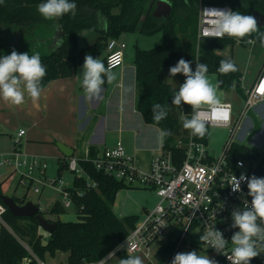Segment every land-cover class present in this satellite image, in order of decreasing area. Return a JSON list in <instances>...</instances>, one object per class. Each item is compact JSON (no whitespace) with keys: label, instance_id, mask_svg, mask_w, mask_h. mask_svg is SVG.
<instances>
[{"label":"trees","instance_id":"trees-1","mask_svg":"<svg viewBox=\"0 0 264 264\" xmlns=\"http://www.w3.org/2000/svg\"><path fill=\"white\" fill-rule=\"evenodd\" d=\"M43 2L45 0L0 2V57L11 54L13 49L18 53L28 52L29 55L39 53L47 70L41 82L42 90L51 81L75 73L81 53L77 45L78 35L85 27L101 30L99 18L105 19L107 23V28L102 30L103 41L121 38L128 33L141 32L151 35L162 31L164 39L159 45L151 49L136 48L134 64L136 79L142 86L137 109L147 123L171 131L170 136L163 138L166 147L173 144L178 131V120L168 109V99L178 88L163 81V68L172 64L180 54L189 52L194 68L199 61L208 65L207 74H217L220 89L231 91L236 88L243 93L242 72L236 63L238 71L228 74L217 71L222 59L234 61L219 54L217 49L235 42L244 43L248 38L261 44L256 33L240 40L228 36L199 38L198 14L201 3H204L229 5L232 11L245 15H253L254 11L264 15V0H170L172 14L169 18L157 17L152 11L147 12L151 0H71L77 5L75 15L69 13L53 20H47L39 14L37 6ZM59 27L63 30L62 40L58 42L59 46H52L53 37ZM259 31L264 33V27H260ZM185 40H189L190 50L186 49ZM98 44L93 47L95 51L92 49L93 57L102 47ZM155 103H160L168 110L167 117L158 124L153 120L151 113ZM186 107L191 108L189 105ZM207 127L208 133L205 137L201 139L195 136L197 140L208 141L209 126ZM239 158L251 165L258 177H264V149L259 151L234 142L229 160L234 162ZM81 164L98 186L89 187L85 178L75 176L74 186L68 187L67 190L77 214L86 217L87 222H63L60 216L66 213L67 209L62 201H56L48 210L47 216L40 211L49 221L58 224L48 239V245L42 243L41 227L35 216H15L3 203L2 196L6 195L4 188L9 176L0 183V204L7 208L2 215L3 221H0V264H22L25 258H28L26 264H39L37 258L45 261L47 254L55 255L57 250L68 252V264H89L108 255L134 229L138 216L131 215L120 219L113 210L118 192L133 187L96 170L90 160L81 161ZM67 166L68 158H65L58 168L60 176ZM13 198L20 205L26 203L25 199L16 196ZM175 245L176 242L173 241L163 246L157 253L158 261L165 262L173 253ZM127 257L126 254L121 255V258Z\"/></svg>","mask_w":264,"mask_h":264},{"label":"crops","instance_id":"crops-1","mask_svg":"<svg viewBox=\"0 0 264 264\" xmlns=\"http://www.w3.org/2000/svg\"><path fill=\"white\" fill-rule=\"evenodd\" d=\"M99 24L101 30L85 27L80 31L77 45L79 53H81L77 69L73 75L51 81L42 90L36 103H33L27 94H25V103L19 106L0 99V156L14 150L18 132L25 130V134L20 138L19 148L31 157L41 158L47 162L48 160H57L61 163L67 158L57 146V143H62L73 149L74 157L83 159L86 156L91 157L93 154L91 158H96L100 157L106 149L115 146L118 141H122L127 154L133 158L136 166L142 170H150L154 155L163 145V139L161 140L159 135L162 129L147 123L142 113L137 109V102L142 94V86L136 79L134 57L136 48H153L150 47L152 45L151 40L143 38L147 34L141 32L123 35L121 39L127 43L125 62L121 68L113 70L116 74L115 81L111 84L105 83L100 99H86L82 88V66L85 55H91L94 45L98 43V45H102L97 50L98 53L105 52L108 42V40H101L102 30L107 28L106 20L99 18ZM55 37L56 35L53 40H62L60 36L57 39ZM163 39L164 37L161 40L163 41ZM161 40L156 42L162 43ZM238 43L228 44L224 48L217 49V52L232 58L238 65L242 72L241 89L243 93L236 88L225 91L219 87L217 93L221 103L230 102L232 104L233 119L235 121L242 120L241 128L236 135L239 138H244L243 130L248 129V133L252 130L255 135L251 140L253 145L249 146L252 148L254 146L261 147L257 150L262 151L264 149V143L262 144L264 138V129H262L264 128V100L249 110V116L243 112L247 91L254 88L258 78L264 72V46L257 42L254 45L246 42ZM56 45L58 43H52V46ZM106 54L107 51L100 56L104 63ZM181 58L191 62V67L195 70L191 56L186 53L180 54L172 64L163 68L161 73L163 81L174 88H179V85L185 81V77L183 74L169 77V68L175 66ZM207 75L214 85L218 83L217 74L209 73ZM172 99V96L168 99V109L179 123L176 136H186L189 130L186 134L179 133L180 125L183 123L182 118L184 119L185 115L182 114L181 117L178 115L180 109L172 105ZM207 142L210 147H213V150H220L219 145L211 143L209 137ZM8 176L0 174V183ZM73 186L74 179L68 187ZM124 189L118 192L115 202L121 195L126 198L125 204L113 207L114 213L120 219L131 215L139 216L143 209L153 207L157 201L154 190L140 187ZM128 202L131 205H128ZM62 221L66 222L63 219ZM42 230L41 228V232ZM167 235L170 236L171 234ZM170 242L173 240L163 241L162 238L157 244V253ZM193 250L217 261L215 253L207 250L201 242L194 243L191 251ZM217 264L226 263L217 262Z\"/></svg>","mask_w":264,"mask_h":264},{"label":"built area","instance_id":"built-area-1","mask_svg":"<svg viewBox=\"0 0 264 264\" xmlns=\"http://www.w3.org/2000/svg\"><path fill=\"white\" fill-rule=\"evenodd\" d=\"M213 9L232 11L229 5L201 3L198 17L199 38H216L210 23L213 19L210 10ZM250 41L254 40L248 38L246 43L255 44V41L254 43ZM126 48L127 43L123 39L109 38L106 44L105 66H111L113 70L121 68L125 62ZM246 94L244 114L264 100V72L254 88L248 90ZM185 107L183 103L179 106L182 111ZM189 109L190 118L192 108ZM232 109V104L226 102L221 103V106L215 110L209 107H202L199 110L201 118L209 127L229 130L230 138L224 144L222 151L218 152L219 154L213 152L208 142L197 140L189 130L186 136H175L173 144L168 147L163 143L152 159L150 170L147 171L136 166L133 158L127 154L122 141L106 149L100 157L68 158L69 169L75 172V176L85 178L89 187L96 188L98 184L90 178L81 161L90 160L96 170L122 180L132 187L154 190L157 196L155 205L142 211V218L138 216L134 229L110 252L114 255L109 257L108 254L101 260L89 264H119L121 255L124 254L140 256L144 264H171L177 253L191 251L194 243L201 242L199 236L214 227L229 241L224 255L201 243L207 250L215 253L217 262L231 264L226 256L231 255L233 247L231 237L235 231H238L231 228L233 223L231 213L234 209L243 208L245 200L250 203L251 197L247 195L248 188L245 182L241 183V191L235 193L232 192L230 184L233 176L239 178L242 173L249 177L256 175L254 168L245 160L241 158L234 162L229 160L234 138L241 128L242 121L233 119ZM24 134L25 130L18 132L16 147L0 156V166L20 173V183L27 185L35 193H41L47 186L58 183L65 199L62 200V204L66 209L75 210L72 197L67 190L68 186L63 179L47 178L48 162L31 157L20 150V138ZM241 162L242 166H239ZM87 179H90V182H87ZM6 209L5 205L0 204V221H3L2 215ZM170 230L175 231L174 234ZM169 233L176 236L173 240L176 242L175 249L165 262H159L156 246L161 238ZM50 236L49 233L48 239ZM128 243L136 247H128ZM27 248L30 250L28 246ZM37 260L39 264H48L39 258ZM27 262L28 258H25L22 264ZM250 264H264V253L253 258Z\"/></svg>","mask_w":264,"mask_h":264},{"label":"clouds","instance_id":"clouds-1","mask_svg":"<svg viewBox=\"0 0 264 264\" xmlns=\"http://www.w3.org/2000/svg\"><path fill=\"white\" fill-rule=\"evenodd\" d=\"M76 8V3L71 0H45L37 6L39 14L47 20L59 19L69 13L75 15ZM210 12L213 17L210 23L216 38L228 36L240 40L256 33L264 45V33L259 31L260 22L255 16L227 9H213ZM208 71L206 63L197 61L193 70L191 62L183 58L169 68V77H175L177 74H183L185 77V81L172 96V105L177 108L182 103L191 106L192 115L190 118L185 116L183 127L201 139L208 133V127L199 110L203 106L213 110L221 106L217 93L219 82L214 85L208 78ZM217 71L228 74L238 71V68L231 59H222ZM46 74L47 70L39 53L29 55L28 52L18 53L13 49L11 54L0 57V99L19 106L25 103L27 94L32 102L36 103L41 96V82ZM115 79L116 74L111 66L106 67L99 57L85 55L82 88L86 99H100L105 83L111 84ZM151 113L153 120L158 124L167 117L168 110L160 103H155ZM171 134L170 130H161L159 135L162 140ZM239 166H242V162ZM242 182L247 184V195L251 197V202L245 200L243 208L234 209L231 213V228L238 229L231 237V255L226 256L231 264H250L253 258L264 253V177H249L244 173L239 178L233 176L230 184L232 192H240ZM199 240L223 255L229 242L215 227L207 229L199 236ZM128 247L135 248L136 245L128 243ZM111 255L114 254L109 253V257ZM119 264H144V261L140 256L129 255L127 258H121ZM171 264H217V261L193 250L177 253Z\"/></svg>","mask_w":264,"mask_h":264},{"label":"rangeland","instance_id":"rangeland-1","mask_svg":"<svg viewBox=\"0 0 264 264\" xmlns=\"http://www.w3.org/2000/svg\"><path fill=\"white\" fill-rule=\"evenodd\" d=\"M198 17H199V14H198ZM162 37H163L162 31H158V32L151 34L149 36L146 35L143 38H147L148 40H151L150 43L152 45L150 44L151 45L150 47H154L155 45H158L160 43V41L159 42H156V41L161 40ZM235 43L239 44L238 42H235ZM185 45H186L187 50L191 49L190 44H189V40H185ZM105 52L101 51L100 54L99 53L94 54V58H98V57L100 58V56L103 55ZM186 54L188 55L189 52ZM179 111H180V113H179ZM179 111H178L179 116L184 114L185 116H187L189 118V114H188L190 112L189 108L185 107L184 111H182L181 109ZM245 115L246 116L250 115L249 110L245 113ZM183 120L184 119L182 118V122H183ZM262 129H264V128H262ZM247 130L245 128V130H243V132H242V133H244V138H239L237 135L235 136L234 141L236 144L247 145V146L252 144L251 140H252L253 136L255 135V133H253L252 130L250 131V133H248ZM260 130H261V128H260ZM187 132H188V130L184 129L183 123H182L180 125L179 133L180 134H186ZM209 138H210L211 143H215V144L219 145L218 148L220 150H213L212 149L213 147H210V145H209V147L213 150V152L219 154L218 152L222 151L224 144L230 138V133H229V130L225 129V128L209 127ZM254 148L260 149L261 147L258 148L256 146H254ZM61 164H62V162L59 163V161H57V160H55V161L48 160V170L46 172V175H47V178L49 180L59 176L58 168L61 166ZM0 174H2L3 176L9 175V179L7 180V184L5 185V188H4V192L6 195L12 196V197L16 196L17 198L25 199L26 202H33L34 204H36L40 207L41 211L44 214H46V216L48 215L47 214L48 210L56 201L65 200L64 196L61 194L62 188L59 187L58 183L54 184L52 186H47L41 193H35L32 189H29L27 185L20 183V175H21L20 173L12 172V171L4 168V167H0ZM61 176H59V177H61L63 179V181L65 182V185L69 186L73 183V179L75 177V172L71 171L69 169V167L67 166L64 169L63 174ZM87 182H90V179H87ZM130 190H132V189H130ZM120 194H122V193H120ZM125 201H126V198L119 195L118 201L114 203L113 207L121 205V204H125ZM128 205H131V203L128 202ZM149 208H151V207H149ZM142 211L139 213L141 218H142ZM60 217H61V220L63 219L64 221L71 223V224L77 223V222H87V220H86L87 218L81 217L79 214L76 213V211L74 209H67V212L62 214ZM171 232L174 234L175 231H171ZM41 233L43 235L42 243L44 245H48L49 244V241H48L49 235H47L48 232L42 230ZM173 234H171L170 236H168L166 234L164 237H162L163 241H166L167 239L168 240L169 239L174 240L176 238V236ZM45 262L48 264H68V252H65L62 250H57L55 255L47 254L45 256Z\"/></svg>","mask_w":264,"mask_h":264},{"label":"water","instance_id":"water-1","mask_svg":"<svg viewBox=\"0 0 264 264\" xmlns=\"http://www.w3.org/2000/svg\"><path fill=\"white\" fill-rule=\"evenodd\" d=\"M153 4V3H152ZM159 7L155 9L153 14L157 17H166L169 18L172 14V4L170 0H161V2H158ZM253 16H255L259 23V27H264V15H262L259 11H254ZM59 33L60 36H63V30L61 27H59ZM264 143V138L262 140V144ZM57 146L62 151V153L65 155V157L70 158L73 156V149L65 144L57 143ZM3 203L7 206L9 211L18 217H36L38 220L40 227L47 231L48 233L52 234L58 224L56 222L49 221L46 217H44L40 211V207L33 202H26L23 205H20L17 203V201L12 197L8 195L2 196Z\"/></svg>","mask_w":264,"mask_h":264},{"label":"flooded vegetation","instance_id":"flooded-vegetation-1","mask_svg":"<svg viewBox=\"0 0 264 264\" xmlns=\"http://www.w3.org/2000/svg\"><path fill=\"white\" fill-rule=\"evenodd\" d=\"M158 2H161V0H151V3H150V5H149V8H148V11L147 12H154L155 11V9L156 8H158L159 7V4H157ZM153 3V4H152ZM161 18H163V17H161ZM56 39L60 36V33H59V30H57V32H56ZM61 37V36H60ZM62 38V37H61ZM60 40H53V44H56V43H58Z\"/></svg>","mask_w":264,"mask_h":264},{"label":"bare ground","instance_id":"bare-ground-1","mask_svg":"<svg viewBox=\"0 0 264 264\" xmlns=\"http://www.w3.org/2000/svg\"><path fill=\"white\" fill-rule=\"evenodd\" d=\"M238 132V131H237ZM47 232V231H46ZM48 235H49V233H48Z\"/></svg>","mask_w":264,"mask_h":264}]
</instances>
